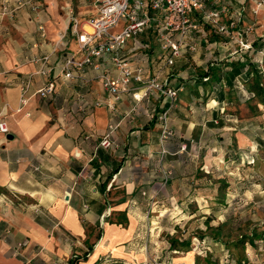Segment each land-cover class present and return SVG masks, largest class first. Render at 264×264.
Wrapping results in <instances>:
<instances>
[{
  "label": "crops",
  "instance_id": "obj_1",
  "mask_svg": "<svg viewBox=\"0 0 264 264\" xmlns=\"http://www.w3.org/2000/svg\"><path fill=\"white\" fill-rule=\"evenodd\" d=\"M36 2L44 4L40 19L25 6L0 20V120L8 130L0 133V264H179L174 263L177 251L163 242V217L184 210L181 200L189 192L183 183L188 182L173 168L167 180L173 186L158 194L159 166L169 168L171 160L187 154L179 149L183 140L198 142L213 121L224 134L238 131V147L248 148L243 131L249 123L241 121L235 129L234 118L205 102L209 93L191 73L195 67L184 59L167 66L156 40L159 62L148 37L128 39L121 54L132 69L142 67L144 79L167 81L177 90L175 99L150 91L137 101L133 93L142 84L132 79L117 99L108 94L104 78L120 76L109 54L95 57V65L72 67L73 77L66 79L65 59L84 55L77 33L69 32L70 4L59 10L55 3ZM185 52L186 47L178 58ZM42 68L49 72L39 73ZM51 80L52 94H33ZM23 86L27 101L20 107ZM163 111L172 134L162 142L156 117ZM115 123L112 146H99Z\"/></svg>",
  "mask_w": 264,
  "mask_h": 264
},
{
  "label": "rangeland",
  "instance_id": "obj_2",
  "mask_svg": "<svg viewBox=\"0 0 264 264\" xmlns=\"http://www.w3.org/2000/svg\"><path fill=\"white\" fill-rule=\"evenodd\" d=\"M16 1L10 2L6 0V2H2V8L6 6L8 12L1 15L0 20L6 16L13 17L16 10L25 6L29 7L31 14L36 19H40L41 9L44 4L37 3L36 1L38 0H31L28 3H25L27 0H21V4L15 6L17 4ZM44 2L48 5H54L55 3V5H58L59 10L61 5H65V2L70 4L65 14L68 22H71L69 32H75L74 29H77L78 32H82L83 29L91 31L89 20L96 14L97 0H44ZM216 5L225 7L222 13L223 23H229L233 17L235 20L240 17L239 22L235 21L234 27L229 28V32H217L220 37L217 41L209 40L211 29L206 25L202 26L201 23L202 31L192 36V40L197 44L196 49L185 52L182 58H175V61H177L175 66L180 63L181 59H184L187 65L191 64L193 68L198 61H200V66L205 67L207 60L214 58L215 55H217V59H223V61L226 58L235 60L238 54L246 51L241 48V41L251 43L256 48H258V43L259 45L261 43L259 50L264 53V0H224L216 3ZM235 11H239L240 15L233 16L236 13ZM81 13H83V16H80ZM82 24L84 25L82 26ZM39 25H42L43 30H45V25L42 22ZM86 25H88L89 30L85 28ZM246 29L245 34L244 31ZM62 32H66V30ZM239 32L241 33L240 35ZM138 36V39H146L148 37L151 40L150 50L154 58L162 62V57H159L160 53L156 38L151 37L147 32ZM202 38L206 39V41H201ZM260 52L249 54L261 58L262 54ZM210 53H212V56ZM171 68L174 69V67ZM192 70L191 73H195L194 69ZM238 79L235 78L234 85L237 89L239 102L233 99L231 103L221 101L218 104L209 99L212 96L209 94V97L208 95L205 97V102H209L210 107L217 108L222 115H229L234 118L237 123L235 129L239 128L238 124L241 121L249 123L250 128L243 131V135L250 140L249 147H238V131L230 130L224 134L220 130L219 124H215L216 122L213 121L211 128L207 126L210 129L205 127L198 142L197 140L189 142L183 140L181 145L185 144V149L181 150V145L179 146L182 152H187V154L191 155V146L195 145V155H191L187 166L184 165L181 168L182 159H185L187 154L171 160L169 168L163 167V169L160 167L161 164L159 166L163 176L161 185L157 190L158 194L166 186L169 189L173 186V183H169L170 181L167 183L168 177L172 176L173 168L178 169V172L181 170V173L183 171V174H178L181 177L183 175L185 177L183 180L188 182L183 183L186 193L187 191L189 192L185 196L183 195L181 200L184 210H179L177 215L175 214L177 210H175V213L172 212L168 216L163 217V225L166 227L163 230V242H167V245L169 244L167 241V236L169 235L175 234L181 238H186L188 235L194 234L196 229L204 230V220L207 216L211 217L212 224L225 223V231L226 233L230 232L231 237L239 232H248L255 225L264 229V114L253 115L254 112L244 102L248 95ZM252 104L253 102H251ZM195 118H198V116H195ZM212 126H216V130H213ZM175 145L177 146V144ZM163 151L164 153L166 152L165 149L162 150V153ZM192 158H194L195 163H192V160L190 161ZM195 167H200L201 169ZM197 174H200L198 175L199 177H197ZM179 181L181 182L182 178ZM222 181L228 183L226 189H219L218 185L220 186ZM222 196L223 200L216 202V199H220ZM153 201H157V199L150 200L151 203ZM164 204L166 205L167 203L165 202ZM257 244L256 249L247 246L245 253L251 264H264V240L259 241ZM192 246V249L188 252H177L174 256L176 258L174 263L206 264V251L211 250L212 256L210 257H219V264H234V261L228 258V253L224 250L223 245L212 242L210 237H206L203 240L194 237ZM156 264L160 263L156 262Z\"/></svg>",
  "mask_w": 264,
  "mask_h": 264
},
{
  "label": "built area",
  "instance_id": "obj_3",
  "mask_svg": "<svg viewBox=\"0 0 264 264\" xmlns=\"http://www.w3.org/2000/svg\"><path fill=\"white\" fill-rule=\"evenodd\" d=\"M21 0H17L18 6ZM224 0H97V9L95 16L89 20L91 31L78 32V42L81 51L84 53L81 59L75 60L68 57L63 63V75L66 79L73 77L72 67H82L87 64L95 65L93 59L103 54H109L112 65L119 71V78H104L103 88L118 98L121 92L127 90V83L130 79L141 83L138 91L134 92V98L139 101L144 98L148 92L156 91L160 96H167L175 99L177 90L169 87L167 81H159L155 76L144 79L142 76V67L138 66L132 69L128 61L121 54L128 39L142 34L148 26L153 25L156 40L161 51L166 54L165 64L172 66L175 58L182 55V49L187 51L196 49V42L192 36L199 32L201 23L209 25L217 32H229V28L234 27L233 19L229 23L222 22V13L225 7L216 3ZM31 0L25 1V3ZM6 6L0 11V16L7 13ZM237 13L234 14L236 16ZM240 14H238L239 16ZM42 30V27H39ZM240 31V28H239ZM247 29L244 31L246 34ZM241 33L239 32V35ZM241 48L247 50L251 44L241 41ZM48 56L42 58L46 61ZM49 69L42 68L39 73L46 74ZM54 91L53 81H48L43 87L37 89L35 93L41 97H47ZM27 89L21 88L20 107L27 101ZM111 107L110 105H108ZM160 122V139L163 142L172 133L167 124V111L157 115ZM118 123L109 124L105 135L99 139L98 145L104 148L112 146L110 135L117 128ZM5 121L0 120V133H7ZM185 144L180 149H185ZM164 152V151H163Z\"/></svg>",
  "mask_w": 264,
  "mask_h": 264
},
{
  "label": "trees",
  "instance_id": "obj_4",
  "mask_svg": "<svg viewBox=\"0 0 264 264\" xmlns=\"http://www.w3.org/2000/svg\"><path fill=\"white\" fill-rule=\"evenodd\" d=\"M206 26L211 29L209 40H219L220 37L217 35V31L213 30L209 25ZM153 30V25H151L148 26L143 33L147 32L151 37H155ZM260 46L261 43L260 45L258 43V48L251 44L250 49L238 54L235 60L227 58L224 61L223 59L209 60L205 67L200 65L195 66L194 75L197 84L204 90H207L209 95H212V98L219 102L225 101L226 103H231L233 99L239 102L237 89L234 85L235 78H239L238 80L242 88L248 95L244 102L249 106L251 111L254 112L253 115L264 114V56L262 55L263 58L257 60L254 55L249 54L252 52H254V54L260 52ZM225 87L227 88L225 89ZM251 102H253L252 105ZM255 112L258 113L255 114ZM198 169L201 168L199 167ZM198 175L200 174H197V177H199ZM227 184V182L222 181L221 185H218V187L219 189H226L228 186ZM217 199L216 202H220V200H223V196L219 200ZM224 224L225 223L222 222L212 224L211 217L207 216L204 220V230L196 229L194 234H190L186 238H181L175 234L167 236L169 250H176L178 253L188 252L193 247L192 239L194 237L199 240L210 237L212 242L223 245L224 250L228 253V258L234 261V264H251V261L245 253V249L247 246L253 249L257 248V243L264 240V229L255 225L251 227L248 232H239L237 235L231 237L230 232L226 233ZM206 253V264L220 263L219 257H210L212 256L211 250L206 251ZM74 260H77V257H75Z\"/></svg>",
  "mask_w": 264,
  "mask_h": 264
}]
</instances>
